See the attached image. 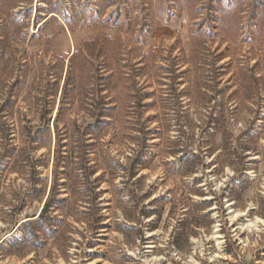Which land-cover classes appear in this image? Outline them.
<instances>
[{"label":"rangeland","instance_id":"obj_1","mask_svg":"<svg viewBox=\"0 0 264 264\" xmlns=\"http://www.w3.org/2000/svg\"><path fill=\"white\" fill-rule=\"evenodd\" d=\"M0 162V264H264V0H0Z\"/></svg>","mask_w":264,"mask_h":264},{"label":"trees","instance_id":"obj_2","mask_svg":"<svg viewBox=\"0 0 264 264\" xmlns=\"http://www.w3.org/2000/svg\"><path fill=\"white\" fill-rule=\"evenodd\" d=\"M111 108L112 107H106V109H111ZM85 128L92 129L94 131L100 129V127H98V124L94 122L88 123ZM76 141H77L76 145H70L69 142L61 143L59 140L60 143L57 144V147L54 150L52 173L54 174V176L55 175L57 176V174H60L61 172H63V174H68V176L70 175L73 178L72 180L74 181V183H77L80 181L79 183H82L83 185H87L88 183H90V181L88 180L89 173H86V175L84 176L80 175L81 177L79 176V174L84 173L86 168H93V166L97 168L98 164H94V165L89 164V162L91 161L90 156H89L91 151L86 152L84 148L85 146H92V143H84L80 139H76ZM63 146H66L68 150V152H66V154L64 155L61 154L62 152L61 148ZM87 149H90V148H87ZM76 154L83 155V156H78L76 158L75 156ZM109 156L110 155H107L106 157L98 156L97 159L98 160L102 159V164L105 166L104 168L105 172L107 171L108 173L113 174V173H116L117 167L118 169H120V167L122 166H121V163H116L117 161H114V159ZM139 157H140L139 155L135 156L133 160L135 162H133V165L139 164V161H138ZM60 167H63L64 169L60 170ZM56 176L54 177V185L61 184L59 183L60 181H58ZM0 185H1V176H0ZM54 187L50 190V195L48 196L44 204L42 212L36 218L33 219V222H38V223L41 222L42 219L44 218V214L49 210V207H52L54 203H57L60 200H62V199L55 197L56 191ZM28 223H30L29 220H25L22 222V225H25ZM38 231L40 230L38 229ZM22 234L24 235V232H22ZM16 239H18L19 241H22L24 238L22 237V238H16ZM3 242L7 243V241L5 240H3Z\"/></svg>","mask_w":264,"mask_h":264}]
</instances>
